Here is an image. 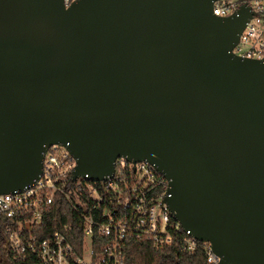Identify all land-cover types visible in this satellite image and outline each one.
<instances>
[{"label":"water","instance_id":"obj_1","mask_svg":"<svg viewBox=\"0 0 264 264\" xmlns=\"http://www.w3.org/2000/svg\"><path fill=\"white\" fill-rule=\"evenodd\" d=\"M218 0H0V195L60 145L72 180L116 159L168 181L172 217L220 264H264V60Z\"/></svg>","mask_w":264,"mask_h":264},{"label":"built area","instance_id":"obj_2","mask_svg":"<svg viewBox=\"0 0 264 264\" xmlns=\"http://www.w3.org/2000/svg\"><path fill=\"white\" fill-rule=\"evenodd\" d=\"M77 0H61L63 8ZM246 5V22L232 53L242 59L264 60V0H218L212 14L226 18ZM75 160L60 145L42 155L40 173L20 192L0 195V246L14 258L35 256L42 264H124L126 238L153 245H176L194 253L199 244L207 264H220L210 244L195 240L172 217L164 202L168 181L146 161L132 164L116 159L113 174L93 182L72 180ZM62 197L76 213L73 223L47 235L46 217Z\"/></svg>","mask_w":264,"mask_h":264},{"label":"trees","instance_id":"obj_3","mask_svg":"<svg viewBox=\"0 0 264 264\" xmlns=\"http://www.w3.org/2000/svg\"><path fill=\"white\" fill-rule=\"evenodd\" d=\"M76 213L66 200L59 196L50 214L46 217L47 235L66 223H73ZM124 264H207L202 244L198 245L194 253L181 251L176 245L168 247H153L148 243L138 241L135 237H127L123 251ZM0 264H42L35 256L27 255L24 258H14L4 247L0 246Z\"/></svg>","mask_w":264,"mask_h":264}]
</instances>
